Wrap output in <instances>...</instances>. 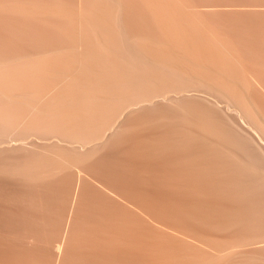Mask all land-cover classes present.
I'll use <instances>...</instances> for the list:
<instances>
[{
	"label": "bare ground",
	"instance_id": "obj_1",
	"mask_svg": "<svg viewBox=\"0 0 264 264\" xmlns=\"http://www.w3.org/2000/svg\"><path fill=\"white\" fill-rule=\"evenodd\" d=\"M0 264H264V0H0Z\"/></svg>",
	"mask_w": 264,
	"mask_h": 264
}]
</instances>
